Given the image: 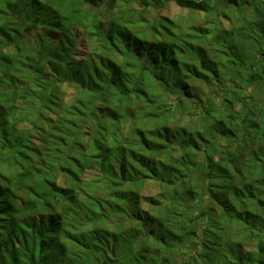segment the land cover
<instances>
[{
    "label": "trees",
    "instance_id": "16d2710c",
    "mask_svg": "<svg viewBox=\"0 0 264 264\" xmlns=\"http://www.w3.org/2000/svg\"><path fill=\"white\" fill-rule=\"evenodd\" d=\"M0 264H264V0H0Z\"/></svg>",
    "mask_w": 264,
    "mask_h": 264
},
{
    "label": "rangeland",
    "instance_id": "374dc122",
    "mask_svg": "<svg viewBox=\"0 0 264 264\" xmlns=\"http://www.w3.org/2000/svg\"><path fill=\"white\" fill-rule=\"evenodd\" d=\"M185 10H182L180 9L178 6L174 5V4H171L169 5V7L163 11V13H166L168 16H174L176 14H184ZM154 11L151 10L150 11V16L153 15ZM196 16L198 15H201L200 13L196 12L195 13ZM183 17V15H182ZM67 90V94L68 95H72L73 93V89L70 88V87H67L66 88ZM206 94V90L203 89V91L201 92V95H204ZM90 174V172H88ZM58 183H60V181L58 180ZM157 193V189L155 188V186L150 182V181H147L145 180L143 182V185H142V191H141V194H142V203L145 204L146 201H148L149 199L153 198V196Z\"/></svg>",
    "mask_w": 264,
    "mask_h": 264
}]
</instances>
